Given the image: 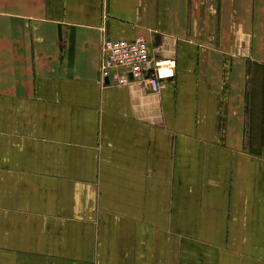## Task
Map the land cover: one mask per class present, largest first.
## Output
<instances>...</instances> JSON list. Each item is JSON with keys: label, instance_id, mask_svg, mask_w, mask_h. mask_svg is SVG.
Wrapping results in <instances>:
<instances>
[{"label": "crops", "instance_id": "crops-1", "mask_svg": "<svg viewBox=\"0 0 264 264\" xmlns=\"http://www.w3.org/2000/svg\"><path fill=\"white\" fill-rule=\"evenodd\" d=\"M0 264H264V0H0Z\"/></svg>", "mask_w": 264, "mask_h": 264}, {"label": "built area", "instance_id": "built-area-1", "mask_svg": "<svg viewBox=\"0 0 264 264\" xmlns=\"http://www.w3.org/2000/svg\"><path fill=\"white\" fill-rule=\"evenodd\" d=\"M101 77L105 84L125 87L132 82L147 84L152 92L160 93L163 80L173 77L176 61L157 60L151 55L144 35L134 40L106 39Z\"/></svg>", "mask_w": 264, "mask_h": 264}]
</instances>
